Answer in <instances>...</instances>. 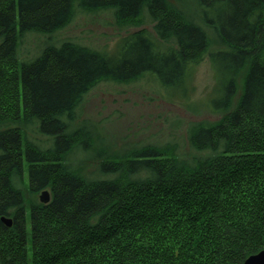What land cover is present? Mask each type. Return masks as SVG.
<instances>
[{"label": "trees", "instance_id": "1", "mask_svg": "<svg viewBox=\"0 0 264 264\" xmlns=\"http://www.w3.org/2000/svg\"><path fill=\"white\" fill-rule=\"evenodd\" d=\"M79 1L87 9L111 7L119 19L137 16L144 3ZM176 1L195 6L229 48L211 57L227 92L221 111L232 105L237 76L248 66L240 103L226 123L195 129L193 160L149 147L126 164H102L98 172L107 178L92 181L60 164L73 147L61 118L102 79L135 80L149 71L165 87L187 84L183 56L203 51L205 32L176 28L181 56L155 53L145 38L122 41L112 56L68 44L19 72V35L64 28L78 1L0 0V218L15 222L11 229L0 222V264H244L264 250V0ZM153 4L165 10L164 1ZM33 122L55 138L50 151L28 140L24 129ZM26 171L31 194L50 189L53 198L29 212L13 188Z\"/></svg>", "mask_w": 264, "mask_h": 264}, {"label": "rangeland", "instance_id": "2", "mask_svg": "<svg viewBox=\"0 0 264 264\" xmlns=\"http://www.w3.org/2000/svg\"><path fill=\"white\" fill-rule=\"evenodd\" d=\"M77 1L64 28L54 32L37 30L19 35L16 52L19 72L23 64L36 61L49 49L62 48L68 44L82 47L89 53L112 56L122 41L145 38L155 53L181 56L176 28L184 25L201 28L206 34L207 43L203 51L183 56L190 69L187 84L165 87L149 71L141 73L135 80L102 79L94 84L81 98L72 116L61 118L64 124L62 135L72 139L73 147L62 153L60 164L84 179L96 181L107 178L101 177L98 172L102 164H126L138 151L149 147L157 149L159 155H167L169 159L193 160L194 156H199L191 146L192 134L199 126L214 127L225 119L226 123L228 117L234 114L244 94L248 66L238 74L232 105L223 112L219 104L227 92L223 89V82L221 86L218 85V73L213 68L211 57L229 48L213 27L204 23L195 6L189 2L184 4L176 0H162L165 10L157 11L158 8L153 4L155 0H144L137 16L119 19L116 10L111 7L87 9ZM137 45L133 43V46L124 48L123 56L129 57ZM262 61L264 63V57ZM179 86L186 88L185 92L178 89ZM7 127L14 128L12 124H7ZM37 128L38 124L33 122L24 129L28 140L44 152L50 151L55 147V138L40 133ZM28 178L26 171L23 177L16 176L13 179V188L22 191L27 210L33 203H51V190L32 195ZM122 178L127 180L126 175ZM43 192H47L50 198L47 203L41 202ZM3 218L13 222L11 228L14 219L6 216L0 218V222L11 229L2 221ZM31 238L30 233L28 243Z\"/></svg>", "mask_w": 264, "mask_h": 264}, {"label": "water", "instance_id": "3", "mask_svg": "<svg viewBox=\"0 0 264 264\" xmlns=\"http://www.w3.org/2000/svg\"><path fill=\"white\" fill-rule=\"evenodd\" d=\"M42 203L49 202V196L47 192H43L42 197L40 198ZM2 221L6 224L8 228H11L12 221L3 218ZM244 264H264V250L256 255H252V257L248 258Z\"/></svg>", "mask_w": 264, "mask_h": 264}]
</instances>
